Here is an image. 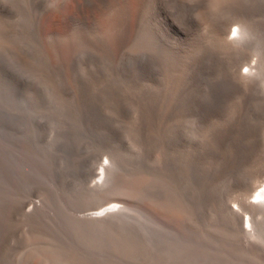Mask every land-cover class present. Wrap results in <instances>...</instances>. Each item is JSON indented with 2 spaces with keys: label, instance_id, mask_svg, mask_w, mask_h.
Returning <instances> with one entry per match:
<instances>
[{
  "label": "rangeland",
  "instance_id": "1",
  "mask_svg": "<svg viewBox=\"0 0 264 264\" xmlns=\"http://www.w3.org/2000/svg\"><path fill=\"white\" fill-rule=\"evenodd\" d=\"M86 1L0 0V170H4V168L5 171L8 170V172L6 171L8 180L14 187L16 186L18 198L26 199L31 203L36 201L41 203L42 220L44 221L45 234L47 237L49 236L48 239L58 238L61 242L60 248H70L75 245V250L83 253L89 252L94 256V252H98L101 255H95L93 258L97 256L96 259L104 260L106 264H116L115 262L119 264L120 261H123L121 264H264V236L261 237L263 240H248L234 226L233 229L231 228L233 224H230L231 221L224 214V212L226 213L224 199L228 193L229 181L226 180L228 183L224 184L218 182H225L227 175L223 171L224 174L216 173V177V174L212 175L208 172L213 168L212 166L216 165L215 163L212 165L214 159L207 151L211 136L217 130L216 127L219 128L223 125V121L239 123V126H243L240 121L243 122L244 119L245 125L255 110L253 103L243 106L241 97L237 93L226 91L228 98L226 97L224 89L227 90L228 86L225 87L226 81L220 62L217 61L218 59H206L202 54L203 51L198 50L201 40L212 43L208 27L201 20V12L209 7L208 10H214V8L217 10L220 0L218 2L206 0L207 3L205 0H193L195 3H197L196 1L199 3L195 6H190L193 1L186 0L188 6L193 8H189L191 10H189V17L186 13L188 19L184 13H175L177 12L175 9L172 11L170 3H166V1H162L163 5H161L157 0L156 4H154V0H147L149 4L144 3L143 6L141 5L143 9L139 8L143 10L141 12L139 10L140 17L138 16L139 0H88L89 4ZM164 3H166L165 7ZM156 5L159 6H157L158 9L155 8ZM202 5L204 6L202 7ZM144 7L149 13L145 12ZM150 11L153 14L160 13V16H152ZM261 11L256 19H264V10L262 14ZM191 12L194 15L199 13L194 17ZM144 13L146 14L144 15ZM170 13L174 16H170ZM181 14L183 15L181 16ZM158 16L161 19L163 16L166 18L163 17L161 20ZM144 17H146L145 20ZM154 19L156 21H153ZM158 19L163 24L159 23ZM222 19V22L227 21V18ZM142 20L143 22H141ZM194 21L196 22L193 24ZM262 21L264 22V20ZM154 22H157L156 25ZM123 24L124 27H122ZM138 25H142V28ZM150 25L153 26L152 29L154 28L156 33L151 28L149 29L152 31L147 29ZM123 30H126L125 33ZM165 30L166 32L163 34L162 31ZM140 31H143L144 37ZM148 31L152 34H150L151 36L147 33ZM159 33L163 35L164 41L163 38L158 37ZM262 33L261 37L264 39V33ZM153 36L155 40L151 41ZM146 37V40L143 39ZM120 38L121 40H118ZM169 38L172 41V43L169 42L170 44L167 43V40L170 41ZM118 41L120 45L122 42L121 47L116 43ZM192 43L193 45H191ZM143 44H145L144 48ZM158 44L160 48H158ZM164 44L165 49L168 48L169 51V47L172 45L171 53L167 50L168 52L165 51L164 54ZM191 46L194 47L195 52L191 51ZM118 47H120V51ZM182 47L185 48L181 49ZM122 50L125 55L121 52ZM177 51H181L178 53L179 55L186 52L185 57L182 56L183 59L179 58L182 62L175 59H178ZM192 52L193 56L192 54L189 56V53ZM198 57H203L204 60L198 59ZM205 59L209 60V63L211 62L214 70L211 69L213 67L209 63L206 64ZM253 59L255 58L253 57ZM186 61L188 63L193 61V63H189L190 65L187 63L188 69ZM175 63L180 67L182 76L185 75L181 83H188L189 86V89H183V83L180 86V92L184 93H179L181 98L186 96L183 99L184 103L181 102L184 104H182V109L185 111L186 104L192 102L193 105L191 103L187 107L190 106L191 109L196 107L193 110L195 111L194 115H198L196 120L201 117L200 121L196 122L190 108V110L188 109L189 114L186 113L189 112L188 110H186V114H182L183 110H180L181 106L179 105L181 104L178 101V113L182 114V117L184 116V119L178 116L179 119L189 121L186 118L190 114V121L194 119L192 122L185 121V124L178 123L175 129L179 130L180 134L170 128L174 127L171 113H169L171 109L166 110L167 106L171 108L169 104L172 103L171 76L173 73H171L170 67ZM192 64H197L195 67L198 66L199 73L204 78L199 77V73ZM207 67L208 69L211 67L210 74L208 71L206 72ZM198 68L196 69L198 70ZM190 69L196 71L197 76H195L196 72L194 74L191 71V73ZM182 70L189 72L186 75ZM197 77L200 79L199 81L196 79ZM208 78L211 80L209 81ZM217 78L222 79L223 82L221 80L219 83ZM209 83L212 84V87L216 85L213 87L214 89ZM192 84L198 89L202 87L201 91L197 89L198 94L195 88V90L190 88ZM190 89L196 93V96H191L194 98L192 100H190L191 97H188ZM204 89H207V94L204 93ZM185 90L189 95L185 94ZM214 93L222 95L215 94L216 98ZM202 97L204 102H201V100L203 101ZM210 98H213V101ZM219 98L221 99L219 100ZM187 99L189 103L186 102ZM162 100L168 105L164 104ZM193 100L195 101L193 102ZM205 102L208 104L206 105ZM155 104L156 106H154ZM163 105L166 109H159ZM191 105L195 107L192 108ZM216 108L217 110H215ZM202 111L203 115L200 113ZM161 113L162 116H160ZM242 113L247 116L240 115ZM163 114L166 116L163 117ZM156 115L160 118H157ZM241 116L245 118L242 119ZM161 117H167L168 119L163 120L169 122L170 125L161 121ZM235 117L242 120L239 121ZM158 119L160 122L157 121ZM193 122L195 123L193 124ZM157 126L159 128L161 126V133L160 129L159 132L157 131ZM163 130L165 131L163 132ZM212 131L213 133L210 134ZM172 134L173 136L178 134L177 138H174ZM179 135H183L181 137L185 135L186 142ZM204 143L209 144L208 147H203ZM104 144L107 145L104 146ZM101 147L105 150H102ZM203 150L208 154L202 153ZM206 156H208L207 162L204 159ZM3 157L5 160L1 159ZM111 157L122 159L125 163L120 162L128 171H125L124 168L125 172L123 169L121 172L122 191L112 190L106 199L125 202L128 198L127 202L133 206L134 209L132 208L130 211L131 218L132 220L137 218L134 222L137 224L138 235L141 238L139 241L137 236L131 242L134 246L136 245V249L128 243L131 247L127 245L120 248L119 251L118 247H115L118 251L115 252V249L111 248L113 244H108L111 245L110 247L107 245L110 250L106 244H103L105 246L102 244L83 245L79 241L84 233V230L78 226V223L82 222L80 218L85 213L97 210V203H93L88 198L84 184L90 179L93 166L99 162L108 164V159ZM6 161H10L9 164ZM133 166L137 167V170L135 169L136 172L138 171L137 175L133 171L134 169L132 170ZM205 166L208 168L206 169ZM10 169H12V173ZM5 171H0V174H6ZM128 172L131 173L130 176ZM196 172L198 176L194 174ZM205 172L206 176L203 175ZM209 175L216 177L215 180L212 177L213 183L217 182L216 179L220 177L221 180L218 179L217 183L219 186L221 185V189H217V183H210L211 176L208 177ZM220 175H223L224 178ZM141 180L144 181L141 182ZM214 185H216L217 191ZM141 186H143L142 189ZM137 188L138 191L135 192ZM213 190L216 194L218 190L219 194L222 190L221 194L224 195H215ZM230 190L233 191L234 188ZM232 191L229 193L238 197L243 194L239 190L240 194L237 189L234 190L237 191L236 193ZM117 193H120V196ZM127 193L129 194L127 195ZM230 205L231 210L237 212L238 205L234 202ZM159 207H161L162 213L159 211ZM246 218L247 216L244 214L243 221ZM138 220L139 222H137ZM155 222L157 223L155 224ZM158 222L161 223L158 224ZM26 227L25 225L19 227V237L27 231ZM147 233L149 238L152 235L150 239L147 237ZM142 235L146 236L143 238ZM19 241L23 242V240ZM136 241L138 242L135 243ZM140 242L141 244H138ZM100 247L102 249L106 247L105 251L102 252ZM258 247L259 249H256ZM130 248L133 250L131 251Z\"/></svg>",
  "mask_w": 264,
  "mask_h": 264
},
{
  "label": "bare ground",
  "instance_id": "2",
  "mask_svg": "<svg viewBox=\"0 0 264 264\" xmlns=\"http://www.w3.org/2000/svg\"><path fill=\"white\" fill-rule=\"evenodd\" d=\"M155 1L156 0L153 1L154 4H156ZM162 1H164V2L166 1V3H170L171 6L170 5L169 6L172 7V11H173V9L177 10V12H175V13L182 12V13L185 14V17L187 16L186 13H188V17H189V10H190L189 8H191V7L188 6L186 0H157V2H160V4L162 3ZM190 1H193V0H190ZM202 1H204V0H202ZM216 1L218 2L219 0H215V2ZM86 2H88V0ZM196 2L197 3H195L194 1H193V3L191 2L190 6H192V5L195 6L196 4H199L198 1H196ZM207 2L208 1H206V3ZM144 3H147V5L149 4V2H147V0H139L138 16H139V10H140V12L143 11L142 10L143 8L141 7V5L143 6ZM166 3H164V7H165ZM188 3H190V2H188ZM213 3H214V1H213ZM88 4H89V2H88ZM92 4H93V2H92ZM202 4H204V2H202ZM219 4H218L219 6L216 5L217 8L219 7L218 9L216 8L217 10H215V8H214V10H208L210 8L209 7L208 9H204L201 12V20L204 23H206V25L208 27V30H209L208 32H209V34H211V37H212L211 38L212 39V43H209V42L207 43V42H204V40L202 41L200 39L201 41L199 40L200 41L199 44L201 45L200 48L202 50L200 48H198V50H200L201 52L203 51L202 54H204V57H206V59H210V60H217L218 59L217 61L220 62V65L223 68L222 70L224 71L222 73H224L223 75H224V79L226 81V84L225 83L224 84H225V87L228 86V89H229V90L228 89L226 90V88H225L224 89L225 93H226V91L237 93L238 95H240L239 97H241V103L243 104V106H246L247 104L253 103L255 105V110H254V112L252 111L253 114H252V116L250 115L251 119L249 120V122L246 121L247 123L244 125L245 121H244L243 118H245L247 116V114L243 115L244 111L241 110L242 107L238 103L240 105V106L239 105L238 106L241 108V109H239V111L243 112L240 115H243L245 117H243V116L240 117L243 120L242 119H238L237 117H235V118H237L239 121L242 120L244 123L240 121V124L243 125V126H239L238 125L239 123L238 124L234 123V122L233 123H229L227 121H226L227 123H225V121H223L224 122L223 125H221V126L219 125L220 126V127L218 126L219 128L216 127L217 130H215V131L213 130L214 133H213V131L210 133V134L213 133L212 136L209 134L211 136V140H210L211 142L208 140L210 142V145L208 144L209 147L205 143H204L203 147L204 146L208 147L207 151L209 152V155L211 154L213 159H214V162H213L212 165H214V163L216 164V165L212 166L213 168L210 171H208V172H210L209 174L214 175L216 173H218V174H220V173L224 174L225 173L227 175V179H226V176L224 175L225 176V180H224L225 182H223V181L222 182L221 181L218 182L219 180H221V179H219L220 177L217 178L216 180L220 184L221 183H223V184L224 183H228L227 181H229L228 184L230 185V187L228 185V187H229V189L227 187L228 193L227 192H226L227 194L225 193L226 194V198L224 199L225 200V211H226V213L224 212V214L227 215V217L231 221V223H230V221L228 220L229 223L233 224L231 228L233 229V226H234V228L238 232H240L242 234V236H244L248 240H251V239L263 240V239H261V237L264 236V41H263L264 39H262L261 33L262 32L264 33V22L262 21L264 19L259 20V19H256V17L258 16V14H260L261 10H262L261 14L263 13L264 0H220ZM158 5H156L155 8H157ZM161 5H163V4H161ZM203 6L204 5H202V7ZM168 7H166L167 9L166 8L165 9L168 10ZM139 8H142V9H139ZM150 8H152V7H150ZM165 9H163V10H165ZM191 9H193V8H191ZM200 9H202V8H200ZM144 10H145V12L148 11V10H146V8ZM165 12H167V11H165ZM169 12H171V11L169 10ZM146 13H144V15ZM148 13H149V11H148ZM150 13L152 14V16L153 15H159L160 16V13L159 14L158 13L153 14V12H151V11H150ZM192 13L193 12H191V14ZM198 13L199 12H197L196 14H198ZM161 14H162V12H161ZM172 15L170 13V16H172ZM182 15L183 14H181V16ZM193 15H194V13H193ZM195 15H194V17H195ZM163 17H165V16H163ZM163 17H162V19H163ZM175 17H178V16L175 15ZM145 18L146 17H144L143 19L145 20ZM192 18H193V16H192ZM222 18H225V19L227 18V21L226 22H222L221 21V20H223ZM148 19L150 21V19H151L150 16H149ZM156 19H157V17H156ZM159 19H161V18L159 17ZM159 19H158V21H159ZM161 20L159 21V23L162 22ZM153 21H156V20L154 19ZM141 22H143V20ZM195 22L196 21H194L193 24ZM137 23H138V17H137ZM144 23H145V21H144ZM154 23L156 25L157 22H154ZM124 24H123L122 27H124ZM162 24H163V22H162ZM187 24H189V23H187ZM138 26H140L142 28V25H138ZM159 26L162 27L163 25L162 26L159 25ZM180 26H179V28L182 27V26L181 27ZM152 27L150 25L147 29H149V28L152 29ZM168 27H169V25H168ZM168 27H166V28H168ZM158 28H157V30H158ZM125 29L127 30V26L125 27ZM151 29H149V30H151ZM262 29H263V31H262ZM126 30H123V32L125 33ZM138 30H140V29H138ZM152 30L155 31L154 33H156V30L154 28ZM182 30H184V29L182 28ZM236 30H238L237 34L235 36H233V32L236 31ZM145 31H144V33L146 34ZM172 31H174V30H172ZM149 32L150 31H148L147 33L150 35L151 33H149ZM159 32H161V31H159ZM162 32L164 34V32H166V30L162 31ZM141 33H142V35L144 37L143 31ZM159 34H160V36H158V37L159 38L160 37L163 38L162 37L163 35L161 33H159ZM159 34H157V35H159ZM119 35H120V32H119ZM154 36L152 37L153 39L151 38V41L155 40ZM169 37H170V35H169ZM122 38H123V36H122ZM126 38H128V37H126ZM201 38H203V37H201ZM143 39L146 40L147 37L143 38ZM170 39L171 38H169V40ZM118 40H121V38L118 39ZM148 40H150V39L148 38ZM148 40H147V43H149ZM14 41H15V39H14ZM160 41L162 42V40H160ZM163 41H164V38H163ZM169 42L172 43L171 40L170 41L167 40V43H169ZM116 43L118 44L119 41L116 42ZM120 43L122 45V42H120ZM195 43H194V45H195ZM2 44L5 46L4 43H2ZM159 44H160V42H159ZM159 44H158V46H159ZM121 45L118 44V46H120V47H121ZM144 45L145 44H143V48H144ZM191 45H193V43ZM164 46H165V44L163 45V47ZM171 46L172 45H170V47ZM196 46H197V44H196ZM120 47H118L119 51H120ZM170 47H169V49L171 51ZM7 48L9 49V47H7ZM158 48H160V46ZM184 48L182 47L181 49H184ZM191 48H192V46H191ZM164 49H165V47H164ZM192 49H191V51L195 50V49H193V50ZM167 50H168V48H167ZM167 50L166 49L164 50V54H165V51H167ZM186 50H183V51H186ZM198 50L196 51V53L198 52ZM11 51H13V50H11ZM160 51H161V49H160ZM121 52H123V50ZM179 52H181V51H179ZM179 52L177 51V54ZM186 52H184V53L182 52L183 55L186 54ZM170 53H168V54L170 55ZM196 53H194V54L196 55ZM123 54H124V52H123ZM190 54H192V56H193V52L189 53V56H190ZM116 55H117V51H116ZM141 55H142V53H141ZM178 55H177L178 59L175 58L176 61H181L182 62V60H180V59H181V57L183 55L182 54L179 55L180 57ZM174 56H173V58H174ZM166 57H167V55H166ZM184 57H185V55H184ZM184 57H182V59ZM253 57L255 59H253ZM168 58H169V56H168ZM199 58L202 59L203 57L202 58L198 57V59ZM206 59H205V61H207ZM202 60H204V59H202ZM208 61L206 62V64L209 63ZM217 61H215V62H217ZM142 62H144V61H142ZM196 62H197V60H196ZM139 63L141 64V62H139ZM151 63H152V61H151ZM187 63L188 62L186 61V68L187 67L189 68V65H190L189 63H193V61L189 62L188 63L189 65ZM210 63H209V65L211 66ZM206 64H205V66H206ZM212 64H213V61H212ZM217 64H218V62H217ZM143 65H146V64H143ZM192 65H194V64H192ZM196 65H194L193 68H195V70L199 73L200 70H199L198 66L195 67ZM211 67H213V66H211ZM170 68H171V73H173V75L171 76V78H172V89H171L172 90L171 91L172 92V103L169 104V105H171V108H169V106H167L166 107L167 109H166V108H164L165 105H163V107L159 108V109H162V110L171 109V110H169V113H171L172 123H173L174 127H170V128H173L175 132L177 131V133H179V130H176L175 128H177L178 123L180 124V122H181V124H182V122L184 123L186 120L182 121L181 119H179L178 116L182 117V114H186V113L189 114L190 113L189 110L191 109V107L190 106L187 107V106L190 105L192 102L190 104H188V105L186 104L187 109L185 107V111H184V109H182L183 105H184L183 104L184 103L183 99L186 96L184 95L185 97L181 98L180 94L181 93L184 94V93L180 92V88H181L180 86H181L182 83H183L182 84L183 89H189V86L187 85L188 83H185V82L181 83L182 79H184L183 76L185 77V75L182 76V73H181V70H180V67L178 66V64L175 63V65H173ZM196 68H198L199 71ZM200 69H201V67H200ZM209 69L207 67L206 72L208 71V73H209ZM211 69L214 70V67L211 68ZM183 70H184V68H183ZM183 70H182V72H183ZM244 70H247V71L245 72ZM191 71H193V70L190 69V72ZM188 72L184 71L183 73L184 74L186 73V75H187ZM195 72H194V74H195ZM197 72H196L195 76H197ZM211 72H212V70H211ZM199 75H200V73H199ZM212 75H213V73H212ZM190 76L193 77V75H190ZM199 77H203L202 74ZM206 77H208V76L206 75ZM210 77H212V76H210ZM192 79H194V78H192ZM196 79L198 81L200 80L198 77ZM196 79H195V81H196ZM208 80H209V78H208ZM210 80H211V78H210ZM218 80H219V83H221L220 81L222 79L221 80L218 79ZM205 81H207L206 78H205ZM189 82H190V80H189ZM192 82H194V81H192ZM197 82H196V84H198ZM212 82H213V78H212ZM222 82H223V80H222ZM194 84H192L191 85L192 87H190V88H192V90L195 88V87H193ZM201 85H202V83H201ZM211 85L212 84H210V86ZM217 85L219 86L218 83H217ZM198 86H199V84H198ZM210 86H208V87L210 88ZM214 86H216V85H214ZM219 88H217V89L219 90ZM195 89L194 90L197 91L198 88L196 87ZM199 89H198V91H201L202 87L199 88ZM192 90L191 89L188 90L189 91L188 93H190V95L187 93L189 95L188 96L189 98L191 96L192 97L196 96V93H194ZM206 90L204 89L205 92L203 90L202 91L205 94H207ZM215 90H216V88H215ZM190 91H192L194 94L192 92H190ZM198 91H197V94H198ZM184 92L186 94V90ZM215 94L216 93H214V95ZM223 94H224V92H223ZM199 95H201V94L199 93ZM221 95H219V96H221ZM208 96H209V93H208ZM228 96H229V94H228ZM179 97L182 100L178 99ZM192 97H191L190 100L194 99ZM226 97H227V93H226ZM226 97H225V99L228 98V97L227 98ZM216 98H217V96H216ZM221 98H219V100ZM210 99L212 100L213 98H210ZM206 100H207V98H206ZM178 101H180V103ZM187 101H188V99L186 100V102ZM194 101L195 100H193V102ZM163 102H164V104L168 105V103H165V101H163ZM181 102H183L182 103L183 105L181 104ZM201 102H204V98H203V101L201 100ZM222 102L225 103V101H222ZM153 103H151V105ZM178 103L181 104V105H179V106H181V109H180V107H179V109L181 111L182 110L184 111V112L182 111L181 115H179V113H178ZM187 103H189V102H187ZM205 104H206V102H205ZM207 104H208V102H207ZM192 105H193V103H192ZM154 106H156V104ZM159 106H162V105L160 104ZM208 106H207V108H208ZM193 107H195V106H192V108ZM219 108H220V105H219ZM246 108H248V107H246ZM159 109H158V111L160 113ZM194 109H196V107ZM194 109H191V110L193 111ZM237 109H238V107H237ZM186 110H188L189 112H186ZM215 110H217V108ZM144 111L147 112L146 109H144ZM148 111H150V110H148ZM164 112H166V111H164ZM154 113H156V112H154ZM154 113H152V114H154ZM192 113H193L192 114V116H193L195 114V111H193ZM200 113L202 115L204 114L203 111L200 112ZM167 114H168V111H167ZM160 116H162V113L160 114ZM160 116L157 117V115H156L157 118H160ZM164 116H166V114L165 115L163 114V117ZM167 116H169V115H167ZM194 116H195L194 118L196 120V118H198V115H194ZM189 118H191V114L186 119H188L190 121L191 119H189ZM163 119H168V118L167 117L166 118H162L161 121H164ZM182 119H184V116L182 117ZM159 120L160 119H158L157 121H159ZM198 120H196V122H198ZM233 120H235V119H233ZM233 120H231V121H233ZM189 121H186V122H189ZM192 121H190V122H192ZM164 123H166V124L168 123L169 124V122H165V121H164ZM164 123H163V125H164ZM194 123L195 122H193V124ZM144 125L147 126L146 124H144ZM154 127H155V125H154ZM164 127H165V125H164ZM158 130L160 131V133L162 132L161 126H160V128L157 126V131ZM164 131L165 130H163V132ZM171 133H172V131H171ZM181 133H182V131H181ZM185 133L187 134V132H185ZM173 134H172V136H173ZM177 135H175L176 137L175 136H173V137L177 138ZM185 135H184V137H181L183 135H181V136L179 135V136H180V138H183V140H184L186 138ZM174 140L176 141V139H174ZM185 142H186V139H185ZM172 143H173V141H172ZM175 143H177V141ZM105 145H107V144H104V146ZM100 146H102V145H100ZM104 146H102V147H104ZM103 149L105 150V148H102V150ZM207 151L205 153L204 150H203L202 153H205V155H206V154H208ZM206 158H208V156H206L204 159L206 160ZM1 159L5 160V157H3ZM83 160H84V158H83ZM10 161H12V160H10ZM10 161H8V162L6 161V162L9 164ZM108 161H109L108 164H105L104 162L103 163H100V162L98 163L97 162L98 164H96V166H93L94 165L93 164L92 166L94 167V169H93V171L91 170L92 172H90V174L92 173L91 174L92 176L90 175V177H89L90 179L87 180V182L84 184L85 185V191H86V193L88 195V198L93 203L94 202L97 203V210H95L93 212H90V213H85L82 216V218H80V219H82V222L78 223V226L82 230H84L83 231L84 233H83V235L79 234V235H81V237L79 238V241L81 243H83V245L84 244H87V245H91V244H96V245L97 244H99V245L102 244L103 245V244H106L107 248H108V246L110 247L113 244V246L111 248L115 249V247H118L117 250L119 251V250H121L120 248L126 247L128 245V243L132 244L131 242H133L136 239L137 236L139 237V235H138L139 231H138L137 224L135 223L137 218H133L135 220H132V218H131L130 211L132 210L133 206H131L130 203L127 202L128 198H127V200L125 202H123L121 200H107L106 199L107 196L108 197L110 196V195H108L110 191H112V190L122 191V189H123L122 188V179L123 178H122V173L121 172H122V169H123V172H125L127 170V168H125L124 165L122 166L123 163L120 162V161H122V159L118 160L116 157H111L110 159H108ZM4 162H3V164H4ZM122 162H124V161H122ZM206 162H207V160H206ZM210 162H212V161H210ZM210 162H208V163L210 164ZM3 164H2V166H3ZM18 165H19V163H18ZM21 165L22 164L20 163V166ZM3 167H5V166H3ZM135 167L132 168V170L134 169L133 171L136 174L138 171L137 172L135 171V169L137 170V167L136 168ZM217 167H219V168H217ZM81 168H83V167H81ZM124 168H125V171H124ZM207 168H208V166L206 167V169ZM13 169H15V168L13 167ZM201 169L204 170L203 168H201ZM11 170L12 169H10V171ZM197 170H198V168H197ZM0 171H2V172L5 171V168H4V170L2 169ZM6 171L8 172V170H6ZM223 171H224V173H223ZM7 172H6V174H4V173L0 174V264H106V262L104 260L96 259L98 255L99 256L101 255V254H98V252H94L95 255H97V256L95 258H93L95 255L93 256V255L89 254V252H84L83 253V252H80L78 250H75V247H74L75 245L74 244H73L74 246L71 245L74 248H72V247H70V248H68V247L67 248H60L59 244L61 242H60V240L58 238L52 237V238L48 239L49 236L47 237V235L45 234L44 225H43L44 221L42 220V213H41L42 212V206H41V203L37 202V201L31 203V202H28L26 199H19L18 195H17V191L18 190L16 191V189H17V188L15 189L16 186L14 187L10 183L11 181L8 180ZM12 172L13 171H11V173ZM14 172H16V171H14ZM20 172L22 173L23 171L21 170ZM130 172H132V171L130 170ZM206 172L203 174L204 176H206ZM130 174L128 172L129 176H130ZM194 174H197V172L194 173ZM212 175H209L208 177L211 176V179L209 178L210 183L215 184L217 182L215 181L213 183V179H212L213 176ZM13 176H14V174H13ZM197 176H198V174H197ZM220 176L223 177V175H220ZM201 177H202V175H201ZM216 177H217V174H216ZM216 177L215 176L213 177L214 180H215ZM9 178H10V176H9ZM17 178H19V177H17ZM20 179H22V178H20ZM133 179H135V178H133ZM203 179H205V177H203ZM211 180H212V182H211ZM143 181L141 180V182H143ZM218 183H217V185H218L217 189H221V187H220L221 185L219 186ZM215 186L216 185H214V187ZM126 187H128V186H126ZM131 187H133V186H131ZM142 187L143 186H141V189H142ZM135 188H136V186H135ZM222 188H224V187L222 186ZM233 188H234V190L237 189L238 191L239 190L242 191L243 192L242 196L238 197V196H235V194L233 195V194L229 193V191L230 192L232 191L230 189H233ZM215 189H216V187H215ZM217 189H216V191H217ZM222 190H220V194H219V190H218L217 194H216V192L214 190L213 191L215 192L214 193L215 195H218V194L219 195H224V194H221ZM136 191H138V188L135 189V192ZM240 191H239V193L241 194ZM236 192L237 191H234V193H236ZM112 194H114V193L112 192ZM117 194H119V196H120V193H117ZM128 194L129 193H127V195ZM85 198H86V196H85ZM246 199H249V200H247L248 202L246 201ZM233 202L238 205L237 207H239V209L238 208L236 209L237 212H233V210H231V207H230L231 205L230 204L233 203ZM142 203L144 204V200L142 201ZM152 203H155V202H152ZM257 205H259V206H257ZM160 208L161 207H159V211H160ZM155 209H157V208H155ZM151 210L154 211L153 209H151ZM238 213H241V214L239 215ZM244 214L247 216V218L244 219V221H243V215ZM139 220L137 222H139ZM146 221H148V220H146ZM156 223L157 222H155V224ZM159 223H161V222H158V224ZM155 224H154V226H155ZM22 225L27 226L26 227L27 231L19 237L18 231H20V228H21ZM139 227H141V226L139 225ZM144 227H146V226L144 225ZM142 228H140V229H142ZM76 229H77V227H76ZM81 229H79L80 230L79 232H81ZM145 229H147V227ZM148 229H149V226H148ZM154 229L156 230V227H154ZM154 229H151V230L154 231ZM153 231H152V233H154ZM145 234H146V232H145ZM150 234H151V231H150ZM49 235H51V234H49ZM143 236H146V235H142L141 237H143ZM151 236H150V238H151ZM77 237H79V236H77ZM147 237L149 238V234L147 235ZM74 239H75V237H74ZM149 239H147V240H149ZM19 240H23V242L20 243ZM75 240L77 242V239H75ZM138 240L140 241L141 238L139 237ZM144 241H145V239H144ZM149 241L151 242V240H149ZM137 242L138 241H136L135 243H137ZM155 242L153 243L154 246H155ZM108 244H111V245H108ZM138 244H141V242L138 243ZM150 245H151V243H150ZM103 246H105V245H103ZM135 246H134V248H135ZM129 247H131V246H129ZM137 247H138V245H137ZM105 248L103 247L104 250L101 248L102 252L105 251ZM108 249H110V248H108ZM256 249H259V247L256 248ZM130 250H131V248H130ZM114 251L118 252V251H116V249ZM98 258H101V257H98ZM118 259H119V257H118ZM122 262L120 261L119 264H121ZM115 263L117 264V262H115Z\"/></svg>",
  "mask_w": 264,
  "mask_h": 264
},
{
  "label": "snow or ice",
  "instance_id": "3",
  "mask_svg": "<svg viewBox=\"0 0 264 264\" xmlns=\"http://www.w3.org/2000/svg\"><path fill=\"white\" fill-rule=\"evenodd\" d=\"M238 30L234 31L233 32V36H235L237 34Z\"/></svg>",
  "mask_w": 264,
  "mask_h": 264
}]
</instances>
